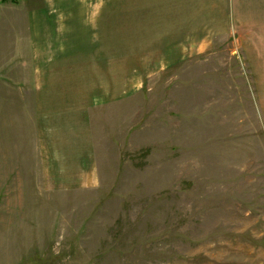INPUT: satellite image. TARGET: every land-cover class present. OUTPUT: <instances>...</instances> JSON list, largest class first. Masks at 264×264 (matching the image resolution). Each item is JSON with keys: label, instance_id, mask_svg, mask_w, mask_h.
<instances>
[{"label": "rangeland", "instance_id": "obj_1", "mask_svg": "<svg viewBox=\"0 0 264 264\" xmlns=\"http://www.w3.org/2000/svg\"><path fill=\"white\" fill-rule=\"evenodd\" d=\"M249 8L0 0V264H264V22ZM30 14L92 28L78 41L102 40L110 68L123 25L121 96L91 111V186L44 181Z\"/></svg>", "mask_w": 264, "mask_h": 264}, {"label": "crops", "instance_id": "obj_2", "mask_svg": "<svg viewBox=\"0 0 264 264\" xmlns=\"http://www.w3.org/2000/svg\"><path fill=\"white\" fill-rule=\"evenodd\" d=\"M224 4L227 5L228 0H224ZM235 4L252 7L246 13L248 17L244 19L245 22H264V0H235ZM259 5L263 9L258 8ZM47 17L45 14H30L27 17L31 60L26 76L30 77L29 84L35 94L32 101L35 105L37 149L43 160L44 181L50 189L71 185L91 186L96 180L91 111L104 101H115L114 98L121 96L123 25L120 24V28L117 26L116 37L121 41L120 46L116 43L117 58L116 61L112 60L110 68L109 60L103 56L108 52V46H103L102 40L97 39L98 44L94 46L87 44L88 41H78L94 37V34L87 33L92 28L82 23L78 26V20H72L76 24L70 22L69 29L60 30L61 26ZM45 19L50 25H44ZM66 38L68 44H63ZM109 85H116V88L109 90L111 95L108 92L104 94L103 91L108 90Z\"/></svg>", "mask_w": 264, "mask_h": 264}]
</instances>
